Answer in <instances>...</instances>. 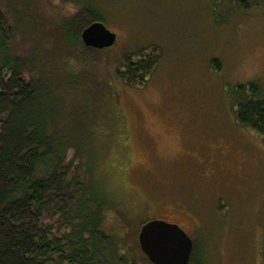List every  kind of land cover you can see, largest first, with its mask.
Returning <instances> with one entry per match:
<instances>
[{"label":"rangeland","instance_id":"1","mask_svg":"<svg viewBox=\"0 0 264 264\" xmlns=\"http://www.w3.org/2000/svg\"><path fill=\"white\" fill-rule=\"evenodd\" d=\"M250 3L85 0L116 34L112 46L86 50L58 41L72 3L0 0L17 22L14 48L40 47L56 97L45 114L77 153L100 158L94 173L131 208L132 234L143 219L176 223L195 264H264V139L232 110L237 84L264 88V0ZM152 45L162 54L147 84H123L116 65Z\"/></svg>","mask_w":264,"mask_h":264},{"label":"trees","instance_id":"2","mask_svg":"<svg viewBox=\"0 0 264 264\" xmlns=\"http://www.w3.org/2000/svg\"><path fill=\"white\" fill-rule=\"evenodd\" d=\"M61 1L75 10L59 22L58 41L91 50L80 33L102 17L81 4L85 0ZM16 32L17 22L12 25L0 8V264H151L137 242L140 226L150 219L136 223L132 234L131 208L117 200L105 172L94 173L100 158L77 153L69 132L45 114L46 97H56L45 79L40 47L37 53L15 49ZM161 54L154 45L126 54L114 73L125 85L144 87ZM236 88V123L264 139V88L257 81ZM194 255L193 246L189 264H195Z\"/></svg>","mask_w":264,"mask_h":264},{"label":"water","instance_id":"3","mask_svg":"<svg viewBox=\"0 0 264 264\" xmlns=\"http://www.w3.org/2000/svg\"><path fill=\"white\" fill-rule=\"evenodd\" d=\"M80 38L84 46L101 49L112 46L116 34L95 21L82 29ZM137 242L151 264H189L192 239L176 223L150 219L140 226Z\"/></svg>","mask_w":264,"mask_h":264},{"label":"flooded vegetation","instance_id":"4","mask_svg":"<svg viewBox=\"0 0 264 264\" xmlns=\"http://www.w3.org/2000/svg\"><path fill=\"white\" fill-rule=\"evenodd\" d=\"M204 175V174H203Z\"/></svg>","mask_w":264,"mask_h":264}]
</instances>
